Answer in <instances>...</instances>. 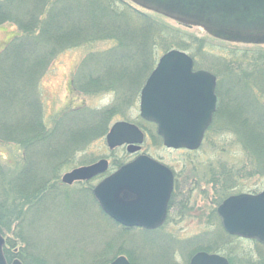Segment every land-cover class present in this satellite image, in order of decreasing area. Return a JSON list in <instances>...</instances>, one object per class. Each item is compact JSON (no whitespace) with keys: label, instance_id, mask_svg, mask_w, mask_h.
I'll list each match as a JSON object with an SVG mask.
<instances>
[{"label":"rangeland","instance_id":"1","mask_svg":"<svg viewBox=\"0 0 264 264\" xmlns=\"http://www.w3.org/2000/svg\"><path fill=\"white\" fill-rule=\"evenodd\" d=\"M35 1L37 0H23V3L31 5ZM110 1L54 0L49 7L51 12L47 14V20L52 18L54 11L62 16L64 26L57 33L61 31L73 39L81 37V40L74 42L73 45L78 46L74 49H66L51 59L48 56L46 60L48 62L50 59V63L45 60L43 65L47 63V68L42 72L43 75L38 74V77L41 75L38 83L46 127L36 137L50 133L60 122L50 140L43 144L32 143L33 147L26 150L24 147L30 145L26 139V142L9 141L0 134V233L4 239L7 261L12 263L19 259L23 264H110L123 256L131 264H189L194 255L205 252L219 254L231 260L230 264H264V246L256 241L223 236L219 223L221 226L222 224L217 215V208L223 201L219 192L224 183L233 187L230 192L233 196L258 194L264 190V165L260 166L248 148L262 146L264 134L254 130L255 127L242 126L239 129L240 135L234 136L220 122L224 110L231 109L230 113L238 117L242 113L245 115L242 117L254 124V110H249L248 114L242 107L236 108L240 100L248 99L258 106H255L257 110L261 107L264 110V44L223 42L201 28L183 27L163 16L141 9L128 0H118L119 5L115 8L119 13L123 14L128 10L125 5L137 12L133 16L136 28L146 31L149 25L157 27L158 33L154 35L158 40L151 50L153 69L161 56L167 53L162 46L169 44L167 46L171 50H179L195 58L196 69L207 70L219 78V108L201 148L195 152L168 149L163 146L156 127L141 120L140 94L136 100L124 102L123 98L121 100L124 96L119 97L117 93L111 92L115 90L114 87L105 91L86 88L88 75H100L107 70L101 67L100 71H92L97 57L87 63V68L85 63L88 58L92 54H104L117 45L113 38L99 39L90 30L94 24L111 28L108 22L112 21L113 15L104 13L99 17L92 10L95 3L96 8H106ZM0 2L11 5L10 8H0V19L8 20L0 27L1 50L20 31L29 33L23 25L35 10L23 9L22 0ZM25 11L30 12L27 14ZM145 17L152 19L146 21L143 19ZM9 22L12 24H8ZM57 25L56 18H52L44 28V34L55 31ZM125 29L120 28L119 32ZM128 33H131L130 29ZM50 38L44 35L33 39V46L38 47L36 51L32 47L24 48L28 50L24 51L27 53L24 54V65L23 60L18 61L14 57L7 60H11L10 64L7 63L13 78L18 69H26L29 60L33 58L32 62L35 64L34 60L42 52L48 53L45 45L47 46ZM52 45L50 44L51 47ZM105 64L109 68L120 67L119 62ZM124 64L126 62L122 65ZM126 65L125 68L141 77L146 73V70L139 69L141 64ZM150 73L151 71L148 77ZM239 75L243 78L233 85V78ZM29 80H26L25 91L21 94L23 100L18 96V101L21 100L20 103L25 105L14 113L8 112L9 120L6 124L15 127L16 131L12 134H16V137L30 134L31 129L22 135L24 131L18 129L30 127L38 113L35 107H31L33 101L36 103V96ZM74 88L78 90V94L74 93ZM135 89L137 87H133L131 91ZM83 105L94 113H102L97 115L100 121H104L107 114L112 116L106 133L89 139L88 143L86 141L90 131L96 129L91 135L99 132L103 124L92 126L91 121L86 122L85 116L79 114L64 117L65 119L62 117L75 113ZM43 120L41 116V125ZM120 121L135 124L146 134L140 152L129 153L126 147L113 151L108 148L106 137L111 127ZM24 151L28 153L30 164L27 174H31L28 175L31 178L28 184L20 179L28 165L26 158L24 159ZM139 155H147L161 162L176 177L177 190L169 201L168 220L156 231L126 229L101 210L92 191L104 176L73 185L62 182L65 174L79 167L106 159L109 161V173H113ZM60 167L61 171L55 174L51 172ZM42 183L45 184V190L38 194L36 189Z\"/></svg>","mask_w":264,"mask_h":264},{"label":"water","instance_id":"2","mask_svg":"<svg viewBox=\"0 0 264 264\" xmlns=\"http://www.w3.org/2000/svg\"><path fill=\"white\" fill-rule=\"evenodd\" d=\"M136 5L177 23L198 27L219 40L264 44V0H130ZM192 58L173 50L165 54L141 92L140 116L157 126V133L168 149L196 151L216 112V78L206 71H193ZM145 140L134 124L116 123L106 137L110 150L127 146L137 153ZM108 171V162L74 170L63 183L89 181ZM174 187L173 173L148 156H139L101 182L93 195L102 211L118 224L155 231L167 219ZM217 215L227 234L254 240L264 246V192L242 194L225 200ZM0 234V264L4 256ZM12 264H22L15 260ZM111 264H130L119 257ZM190 264H229L215 254H196Z\"/></svg>","mask_w":264,"mask_h":264},{"label":"trees","instance_id":"3","mask_svg":"<svg viewBox=\"0 0 264 264\" xmlns=\"http://www.w3.org/2000/svg\"><path fill=\"white\" fill-rule=\"evenodd\" d=\"M53 1L54 0H37L33 4L28 5L25 2H29V1H25L23 3V0H22L23 4L21 7L23 9L29 10V9L34 8L35 10V13L33 15L31 16L28 15L29 18L27 19V22H24V25H23L26 27V29H28L29 33L24 34L23 33L24 31H20L19 35L12 37L11 40L5 45V47L0 51V134L9 141H19V140L23 141L24 140L26 142L27 140V143L30 145L29 147L27 146L24 147L26 150L28 148L30 149L33 147L32 143H35V142L36 143L40 142L41 144L46 143L48 140H50L52 134L58 129L60 125V122H59L57 127L51 130L50 133H45L41 137H36L38 136V132H44V129L46 127L44 125L43 111H42L43 108H42V104L40 100V93H39V83H38L39 77L43 75L42 72L47 68L48 66L47 63L48 64L50 63L51 57L53 56L55 57L57 54L63 53L66 49L68 50V49H72V48L74 49L78 47L73 44L75 41L79 42L81 40V37L80 38L76 37L75 39H73L70 35H65L64 32H61V31L57 33L64 25H62L63 24L62 16H59L58 14H56L55 11L52 13L51 17L56 18V22L58 25L55 31H53L52 33L49 34L48 32L47 34H44L45 33L44 28L52 19V18L50 19L48 18L47 20V17H48L47 14L51 12L49 7ZM0 4H1L0 5L1 9H3V7H8V8L11 7V5L8 2L6 3L0 2ZM96 5H97L96 3H95V7L92 5V10L94 11L95 15L98 14L99 17L104 13L113 15L112 21L108 22L111 25V28L101 27L98 25L96 26L94 24L92 25L90 29L91 32H95L98 35L97 38L99 39L113 38L117 45L110 51L104 52V54H100V53L97 55L92 54L88 58L85 65H88L92 59H95V57H97L96 62L93 65L92 71L95 72L97 69L100 71L101 67L107 70L106 71L102 70L103 73L100 72L101 73L100 75L99 74L88 75L86 88L88 90H93V91L101 90V89L105 91V90H110L112 87H114L115 90H111V92L113 91L114 93H117L119 97L124 96V97H121V100L123 98L124 102L125 101L132 102L134 99L136 100V97H138L139 94L141 93V90L146 80L148 79L149 72L150 71L152 72L154 70L151 65L153 64V60L151 57V52H152L151 50H152V47H154L156 40H158L157 37L154 35L155 33L156 34L158 33V29H156L157 27L155 25L151 26L149 24H148L149 27L147 28L146 31H142L136 28V26L134 25L135 24L134 20L136 19L133 16H135L137 12H135L132 8L125 5L126 9H128L130 12L128 10H125V13L123 14L119 13L118 10L115 8L116 5H119L118 0H111L109 3V6L107 5L106 8H96ZM25 12L28 14L30 11L29 12L25 11ZM36 18H38V20H36ZM149 18L145 17L143 19L146 20ZM4 22H8V20L0 19V27L3 25ZM8 24H12V22H9ZM32 26L34 27V29H31ZM120 28H124L125 30L122 32H119ZM129 29L131 33H128ZM21 32H22V35L20 34ZM44 35L46 37H49V36L51 37L47 46L45 45V49H47L48 53L43 54L45 52H42V55L39 56L37 60H34L36 62L35 64L32 62L33 58L29 60L28 63L30 62V64L27 63L26 65L27 70L18 69V72L13 78L12 76L13 74L10 70V66L7 63L9 62L10 64L11 60L9 61L7 60L10 57H14V59L18 61L23 60L24 62L22 64L24 65L25 59H26V56H24V54H27L24 51H28L25 49L28 47L29 48L32 47L36 51L38 47L33 46V42L35 41L33 39L41 38ZM83 35H86V34H83ZM50 44H53L52 47L50 46ZM167 45L169 44L162 46V49L165 52H168L172 49L170 46H167ZM53 46H56V47L53 48ZM42 48L44 49V47ZM103 55H107L108 57H101ZM48 56L50 59L47 62L46 58H48ZM45 60L47 63L46 65H43V62ZM115 62H119L120 67L113 66L109 68V65L105 64V63H109L110 65H113ZM124 62H126V64L132 63V65L141 64L139 69L142 71L146 70V73L144 74L143 77H141L140 75L134 72H130L128 68H125V66H127L126 64L122 65ZM88 67L89 65L87 66V68ZM195 67H197L196 61H195ZM39 73H41V75H39L38 77ZM29 78L31 80H29ZM242 78L243 77L241 75H239V77H234L232 80V84L234 85L236 82H240ZM26 80H29L32 83V88L34 89L35 96H36V103L33 101L31 103V107L32 108L35 107L38 110V113H37L36 118H34L31 121L30 127H28L27 129L26 128L18 129V131H24L23 133H21V135L25 134L26 131L31 129L29 131L30 134L23 135L21 137H16L15 136L16 134L15 135L12 134V132L16 131L15 127H11L7 125L8 124L7 121L9 120L8 112L14 113L16 110L20 109V106L25 105V103L23 104L20 103L21 100L18 101V96H20L22 99L21 94L22 92L25 91ZM130 86L137 87V89H135L134 91H131L133 90V87H130ZM73 91L76 94L78 90L74 88ZM217 91H218V88H217ZM137 92L138 94L136 95ZM239 104H237L238 106H236V108L242 107L243 109L247 111L248 114H249V110L255 111L254 115L252 114L253 115L252 117L254 118V124H250V121L248 120V118L245 119L244 117H242V116H245V115H242V113H241V116L239 117L230 113L229 111L231 109L224 110L222 116L220 117V122L225 124L226 128L230 129L234 136L240 135L239 129L242 126L245 128L249 126L255 127L254 130L257 129L261 132V134H264V132L262 131L264 130V110L262 109V107L260 108V110H257L256 107L258 106L252 103V101H248V99L240 100ZM244 107L248 108V110ZM41 112H42V115H41ZM78 114L80 116H85L84 120L86 122L91 121L92 126L103 124L102 125L103 128H101L99 132L96 131L97 133L91 135L92 133L95 132L96 129L94 128L93 130L90 131L89 137L87 138L86 143H88L89 139L96 137L97 135L105 134L107 130V125L109 124V121L112 117L107 114V116L105 115V119L103 118L104 121H100V117L97 115H102V113L101 114L99 112L94 113L90 108H87L85 105L79 107L75 113L73 112L71 114H68L62 117L63 118L64 117H75ZM41 116L43 120V125L40 124ZM96 119H97V123H95ZM260 127L262 130H260ZM86 143L84 145H86ZM47 146L50 147L49 144H47ZM248 148L250 149V152L252 153L254 159L258 161L260 166L261 164L264 165V144L262 146H259V148L254 147V146H250ZM25 152L26 151H24V153ZM27 154L28 153L26 152L24 159L26 158L25 160L28 162V165L24 168V171L22 175L20 176V179H22L24 182H27L28 184V180L29 178H31L28 175H31V174H27L30 168L29 159L27 157ZM68 159L69 157L67 158V160ZM65 166H67V163ZM61 170H62V167H60L59 169L55 171H51V172L55 174ZM223 173H225V171H223ZM215 181L216 180L213 181L214 184L216 183ZM220 189L221 190L219 192L220 194L219 196L223 198V201L227 199L228 197L232 196L230 192L233 190V187H231L229 184L226 185L224 183V185L221 186ZM44 190H45V184L43 185L42 183V186L36 189V192L40 194ZM252 194H255V193H252ZM219 226H220L223 236L227 238L231 237L224 232L220 223H219ZM234 239H237V238L235 237ZM4 253H6L5 249H4ZM229 261L231 263V260Z\"/></svg>","mask_w":264,"mask_h":264},{"label":"flooded vegetation","instance_id":"4","mask_svg":"<svg viewBox=\"0 0 264 264\" xmlns=\"http://www.w3.org/2000/svg\"><path fill=\"white\" fill-rule=\"evenodd\" d=\"M176 178V177H175ZM174 178V187H173V193L175 190H177V183H176V179ZM173 195V194H172ZM169 208H170V204L168 205V211H167V220H168V214H169ZM167 222V221H166Z\"/></svg>","mask_w":264,"mask_h":264}]
</instances>
